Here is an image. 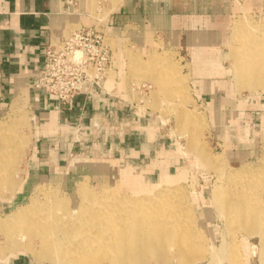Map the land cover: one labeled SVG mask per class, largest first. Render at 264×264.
I'll return each mask as SVG.
<instances>
[{"label":"crops","instance_id":"obj_1","mask_svg":"<svg viewBox=\"0 0 264 264\" xmlns=\"http://www.w3.org/2000/svg\"><path fill=\"white\" fill-rule=\"evenodd\" d=\"M93 2L0 0V116L18 100L31 110L33 161L38 162L33 174L39 182L62 173L65 183L75 175L108 183L107 176L113 182L123 173L118 167H137L150 174L154 161L162 159L165 138L158 135L153 115L140 111L129 98L122 57L114 55L104 83L88 87L70 107L58 108L46 89L35 87L45 44L75 26L93 24ZM218 8L215 1L121 0L108 23L116 39L144 50L162 42L195 67L205 62V50L224 43L230 13ZM193 78L194 98L209 116L217 146L231 158L256 157L264 146V99L237 108L217 82L201 80L204 77L196 73ZM0 264L31 263L18 255L0 259Z\"/></svg>","mask_w":264,"mask_h":264},{"label":"bare ground","instance_id":"obj_2","mask_svg":"<svg viewBox=\"0 0 264 264\" xmlns=\"http://www.w3.org/2000/svg\"><path fill=\"white\" fill-rule=\"evenodd\" d=\"M232 35L240 46L231 53L232 78L238 87L260 94L264 91V17L256 25L236 20ZM131 53L130 66L153 71L158 66L161 74L157 82L167 85L172 81L170 76L177 67L171 65L168 71L164 66L167 58L155 55L143 64ZM18 107L16 101L9 125L0 124L2 198L6 197L4 190L13 191L17 187L14 174L23 155V141L8 132L25 124V116ZM181 118L187 127L196 129L201 123L194 114L184 113ZM196 152L206 167L220 174L211 190L210 203L230 230L241 229L248 238L259 237L258 253L264 264V171L254 174L246 170L243 177L225 175L218 161L221 156L213 159L204 147ZM169 175L163 173L154 186L131 180L127 184L132 194L126 195L117 194L112 187L97 193L87 180L77 182L75 202L65 192L61 193L60 188L47 189L40 185L27 205L16 208L5 218L0 217V234L4 239L0 254H30L37 264H104L105 261L109 264H172L174 260L187 264L206 257L208 264H244L238 243L231 244L224 238L220 246H208L207 236L196 227V215L188 203L189 191L167 185L172 178ZM182 175L183 171L177 178ZM224 181L232 183L236 189L226 187ZM172 250L177 255L174 260L170 255Z\"/></svg>","mask_w":264,"mask_h":264},{"label":"rangeland","instance_id":"obj_3","mask_svg":"<svg viewBox=\"0 0 264 264\" xmlns=\"http://www.w3.org/2000/svg\"><path fill=\"white\" fill-rule=\"evenodd\" d=\"M198 1H215L218 4L219 10L226 9L230 13V20L225 34L224 43L221 46L211 47L205 50V62L201 63V65L198 64L195 67L191 66L189 58L181 57L179 53L164 46L162 42H158L149 50H144L131 45L127 41L116 39L112 33L108 35V41L114 51L115 57L118 59L122 57V60L124 61V69L126 71L124 82L129 93V98L135 104L137 103V107L140 111L153 115L155 121L154 124L159 130L158 135L165 138L161 143L164 150L162 159L160 157L154 161L151 172L149 170L147 171L148 173L150 172V174H145L143 172L144 169L137 167L127 169L118 167L116 170H119V172L123 171V173L119 175L117 174L113 182L111 181L113 178H111L110 175L107 176L108 183L103 181L101 183L89 182L88 179H83L80 175H75L71 181L65 183L60 179L63 175L62 173L55 174L53 178L51 177L45 182H39L33 174V170L36 169L35 167L38 163L33 161V149L35 145V125L33 123V116L31 110L26 108V102L18 100V103L21 104L22 107L21 109L18 107L17 110L25 116V124L18 128H12L8 132L13 136L21 138L23 141V155L20 160L21 163L19 162L18 164V170L14 174V180L17 187L13 191L8 189L4 190L3 194L6 197H0L1 218H5L8 214L16 210V208L27 205L35 189L40 185H44L47 189L53 187L60 188L59 190L61 193L65 192L75 202L77 201V185L84 180H87V183L90 184V186H93L97 193H101L106 187H112V189L116 190L117 194L126 195L128 193L132 194L130 190L131 188H129L127 184L129 181L138 180L143 185L154 186L157 184L163 173H169L172 178L167 185L171 187H184V190L187 189L186 191H189L188 193L190 196L188 203L191 204V207H193L195 212L196 227L205 235V237L207 236L206 239L209 247L220 246L222 240L225 238L226 241L231 244L238 243L244 264H261L258 253L260 250L259 237L252 235L249 239L241 229L237 231L233 229L230 230L226 221L219 217L215 207L210 203L211 190L217 183L219 178L218 175L220 174L218 171L216 172L215 170H210L206 167L203 162L198 159L196 150H200V148L203 147L206 148L207 153L210 154L209 156L213 159L215 158V160H218L221 156L218 161H220L219 163L224 169H222L223 174L240 175L243 177L246 174V170H249L254 174H260V172L264 171V146L259 149L260 151L256 157L250 158L241 156H232L231 158L227 155L226 149L222 151V149L217 146V141L214 139V130L209 122V116L202 108H200L194 98L193 77L194 73H196V75L204 77L201 80L217 82L218 89L224 92L223 96H228L231 101H235V106L237 108H245L252 102L256 103L257 99H264V91L257 94L247 88L238 87V84L232 78L233 57L231 56V53L235 48L238 50L240 49L238 42L233 41V24L238 19L247 21L252 25L261 23L264 17V0ZM120 2L121 0H102V3L99 4L97 0H94L92 20L94 19L95 22L96 20H102L107 24L111 10H113V8H115ZM100 7H103V12L98 11ZM78 27L79 26H75L73 28L76 29ZM129 52H133L134 54H131L137 56L138 60L143 64L149 62L155 55L167 58L165 61L167 65L164 64V66L168 71H171V68H169L171 65L177 67V71L173 72L175 74L170 76L172 81L167 83V85L164 83L161 85L157 82V79L161 74V69H159L158 66H156L158 69L155 68L156 71H153L154 69L152 68L144 69L130 66ZM201 69L202 71H200ZM157 72H159V74H157ZM206 72H208L206 74L208 77L205 78ZM143 85L146 87L139 90ZM15 103L16 101L10 103L5 113L0 116L1 125H9L11 123ZM184 113L197 115L201 121L199 127L196 129L189 126L187 127L186 123L181 118V115ZM18 116L20 115L18 114ZM220 134L221 133H217L216 135L218 136ZM225 134L227 133H224L221 137H224ZM221 158L224 161L221 160ZM125 170H127V172ZM182 171V177L180 179L177 178ZM104 183L106 185H103ZM224 184L226 187L236 189L232 183L230 184L224 181ZM231 232H235V236L232 235ZM3 241V235L0 234V244H2ZM246 242L249 246H247ZM231 247L233 248V246ZM11 254L1 253L0 259H4L10 255L18 256L13 253ZM175 254L176 251L174 250L170 252L172 259H176L175 257L177 255ZM20 256H23L31 264H37L30 254L25 255L24 253H21ZM173 263L180 264L175 260ZM208 263L209 258L206 257L199 262L187 264ZM104 264H109V262L105 261ZM150 264L156 263L152 262Z\"/></svg>","mask_w":264,"mask_h":264},{"label":"built area","instance_id":"obj_4","mask_svg":"<svg viewBox=\"0 0 264 264\" xmlns=\"http://www.w3.org/2000/svg\"><path fill=\"white\" fill-rule=\"evenodd\" d=\"M111 28L109 23L96 20L45 44L35 87L46 89L57 100L58 108L70 107L88 87H100L113 68L114 51L108 41Z\"/></svg>","mask_w":264,"mask_h":264}]
</instances>
